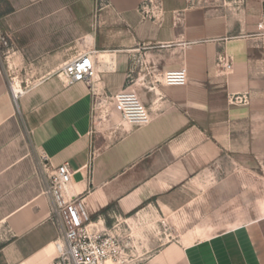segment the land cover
Listing matches in <instances>:
<instances>
[{
  "label": "crops",
  "instance_id": "crops-1",
  "mask_svg": "<svg viewBox=\"0 0 264 264\" xmlns=\"http://www.w3.org/2000/svg\"><path fill=\"white\" fill-rule=\"evenodd\" d=\"M141 3L0 0V34L11 45L0 46V264H56L59 233L41 172L65 162L66 194L82 195L93 221L128 225L138 264H264V217L214 231L157 227L197 205L208 176L248 163L245 131L264 113L262 36L234 35L231 22L202 18L188 0H161L157 20ZM88 51L93 86L66 84L56 70ZM223 54L231 72L217 65ZM182 65L186 85L159 81ZM11 83L24 90L17 106ZM124 89L138 94L148 124L132 127L116 106H97ZM235 95L250 102L233 103Z\"/></svg>",
  "mask_w": 264,
  "mask_h": 264
},
{
  "label": "built area",
  "instance_id": "built-area-1",
  "mask_svg": "<svg viewBox=\"0 0 264 264\" xmlns=\"http://www.w3.org/2000/svg\"><path fill=\"white\" fill-rule=\"evenodd\" d=\"M102 3V0H99ZM159 0H142L140 10L145 18L157 20L160 14ZM258 30L264 34V13L258 22ZM0 46L10 49V38L0 34ZM9 51V50H8ZM94 51L84 52L73 60L63 64L56 74L68 85L84 82L93 86L95 79ZM217 65L224 72H231L233 62L225 54L218 57ZM167 85L182 86L188 83V71L185 65L167 70L159 80ZM12 97L17 106L19 97L24 93L10 84ZM97 106L103 104L108 110L116 106L122 119L128 125L143 126L150 122L151 116L138 94L131 89H124L115 95L101 96ZM233 103L245 104L247 95L232 96ZM45 156H42V160ZM42 193L49 200V219L57 228L59 241L56 264H138V254L131 228L117 221L113 226L101 225L93 221L87 210L82 195L68 196L65 188L71 182L73 169L69 162L58 165L51 171L42 169ZM165 225V222H162Z\"/></svg>",
  "mask_w": 264,
  "mask_h": 264
},
{
  "label": "rangeland",
  "instance_id": "rangeland-1",
  "mask_svg": "<svg viewBox=\"0 0 264 264\" xmlns=\"http://www.w3.org/2000/svg\"><path fill=\"white\" fill-rule=\"evenodd\" d=\"M158 5L161 9V0ZM188 6L199 10L202 18L216 16L227 19L233 24L234 35L244 31L250 39L262 36L264 44V34L258 30V22L264 13V0H188ZM262 66L263 75H260L264 78V64ZM259 99L264 106V96ZM254 102L256 107L255 98ZM245 132L250 136L248 163L241 167L234 161L225 171L208 176L202 190L205 196L203 194L199 203L167 216L165 225L157 223L160 230L167 233L198 228L214 231L260 216V205L264 202V113L257 115L255 112ZM225 180L216 196L210 197L208 188Z\"/></svg>",
  "mask_w": 264,
  "mask_h": 264
},
{
  "label": "bare ground",
  "instance_id": "bare-ground-1",
  "mask_svg": "<svg viewBox=\"0 0 264 264\" xmlns=\"http://www.w3.org/2000/svg\"><path fill=\"white\" fill-rule=\"evenodd\" d=\"M16 89H17L18 91L20 90L19 87H16ZM260 207H261V209H260V216H258V219L264 217V202L261 203Z\"/></svg>",
  "mask_w": 264,
  "mask_h": 264
}]
</instances>
